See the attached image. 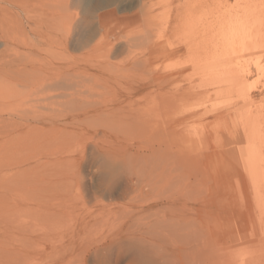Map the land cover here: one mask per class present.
Instances as JSON below:
<instances>
[{
	"label": "rangeland",
	"instance_id": "rangeland-1",
	"mask_svg": "<svg viewBox=\"0 0 264 264\" xmlns=\"http://www.w3.org/2000/svg\"><path fill=\"white\" fill-rule=\"evenodd\" d=\"M56 1L0 0V54L46 57L0 61V264H58L82 216L157 192L201 208L217 264H264V190L249 182L243 125L264 117V79L251 68L241 98L234 66L250 55L224 41L246 0Z\"/></svg>",
	"mask_w": 264,
	"mask_h": 264
},
{
	"label": "bare ground",
	"instance_id": "bare-ground-1",
	"mask_svg": "<svg viewBox=\"0 0 264 264\" xmlns=\"http://www.w3.org/2000/svg\"><path fill=\"white\" fill-rule=\"evenodd\" d=\"M56 2L54 0L53 4L56 5ZM55 10L53 8L51 14L49 13L53 20L56 17ZM56 28L54 22L52 33L48 36L49 39H54V36L57 35ZM22 36L24 41L26 35ZM34 36L43 35L37 33ZM224 41L231 44L226 49L228 52L231 51L232 55L234 54L233 57L242 54L250 55V57H246L247 60L245 58L247 62L237 63L234 66L238 77L232 78L237 80L235 83L238 95L241 98L252 99V85L246 81L247 73L250 75L251 68H253L257 80L258 78L264 79V0H246L241 13L232 18L229 35ZM1 45L4 46V48L2 47L4 50L8 49L6 40ZM4 55L6 54H0L2 62H42L46 58L31 54L23 57L14 54V57L11 55L8 57L7 53L8 58ZM233 82L231 87L235 85ZM225 89L228 90L227 87ZM225 89L221 92H224ZM243 120L247 135L246 167L249 172L248 178L252 191H255L258 196L259 191L264 190V117L255 113L252 116L244 117ZM164 125L166 126V123ZM163 155H165L164 152L160 157L162 158ZM124 188H126V184H124ZM124 196L123 192L119 196H114L112 192H109L106 199H108L107 201L123 199ZM79 197L84 196L79 194ZM95 200L102 209L113 204L104 202L102 199L95 198ZM117 206L120 210L111 218L101 220L102 212H89L82 216L71 228L67 237L60 238L56 250L58 264H207L208 261L211 264H217L216 246L211 245L209 251L204 249L201 208L189 205L186 195L177 192H157L143 201H134L133 203L123 201L118 202ZM44 210L46 215L51 213L48 208H44ZM62 212L64 211L62 210ZM145 219L146 221H144ZM210 221L208 233L213 239L212 244H214L219 228L213 217L210 218ZM91 229H94L92 236L90 235ZM190 251L193 252L190 253Z\"/></svg>",
	"mask_w": 264,
	"mask_h": 264
}]
</instances>
